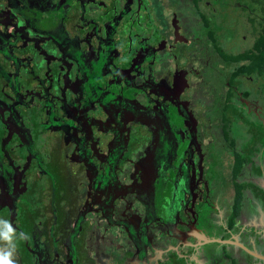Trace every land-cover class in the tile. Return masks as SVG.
Masks as SVG:
<instances>
[{
    "label": "flooded vegetation",
    "instance_id": "1",
    "mask_svg": "<svg viewBox=\"0 0 264 264\" xmlns=\"http://www.w3.org/2000/svg\"><path fill=\"white\" fill-rule=\"evenodd\" d=\"M200 2L0 0V221L14 229L16 264L264 262L263 252L234 243L257 251L262 240L236 229L242 209L228 223L234 150L245 155L238 145L248 137L238 136H249L229 114L230 100L242 97L260 125L264 105L237 90L239 78L254 74L233 77L242 64L217 50L248 48L208 38L213 16ZM190 8L200 23L192 34L182 21ZM261 12L258 35L264 5ZM214 58L234 65L223 105L212 110L218 98L205 100V125L195 107L198 91L219 96ZM215 141L226 146L213 154L232 163L233 193L221 192L226 219L208 196L226 171L201 159ZM249 199L260 214L264 201ZM12 245L0 240V249Z\"/></svg>",
    "mask_w": 264,
    "mask_h": 264
},
{
    "label": "rangeland",
    "instance_id": "2",
    "mask_svg": "<svg viewBox=\"0 0 264 264\" xmlns=\"http://www.w3.org/2000/svg\"><path fill=\"white\" fill-rule=\"evenodd\" d=\"M260 1L261 2L259 3L261 6H259V4H257V1L255 2V0H202L200 4L208 16H213L212 24L217 40L225 47H228L230 51H240L249 48L253 44V41L259 32L257 28H261L260 23L256 21L258 17L259 19L262 18L261 10L262 6L264 5V0ZM193 14L194 13L192 9L190 8L189 17L188 14L184 12V16L182 18L186 29L189 30L188 34L194 33V29H199L200 27L199 20H195ZM196 16H198V14H196ZM214 62L218 67L216 69L217 72H213L212 76L214 77L217 73H219V75L216 78V82L214 80L213 83L214 87H217L219 96L213 95V92L208 93L207 91H205L202 94L200 93V91H198L200 99L197 100V104L195 107L198 115L202 116V120L205 122V125L211 122L208 117H206V115H203L205 114V111L209 109V105L205 102V100L208 102L209 99L214 100L218 98L216 101L214 100L215 103L213 102L212 110H214V107L216 105L218 107H221L223 105L222 91L225 89V87L222 84H225V81H227L230 70H232V67L234 65L223 63L222 66V60L218 58H214ZM203 80L200 81V84H202ZM221 85L222 89H219L218 86ZM236 85L237 90L241 92V94H239L240 96H242L243 93L246 99L247 95L249 94L250 97H254L255 102L258 105H264V76H243L236 81ZM193 96L194 94L192 93L191 97ZM236 98L242 97L231 98V104L228 112L233 116H237L236 121L244 126L245 132H249L248 136L247 134H244L243 130L242 134L238 136L239 143H241L243 139H247L248 137L247 141L244 142L242 146L238 145V148L241 149L251 160V169L250 167H246V172L247 174H252L251 176L247 175V177L243 180V182L247 184L246 195L251 197L253 200L259 199L264 201V125H260L259 123L254 122L252 120L253 112L249 111L247 106H241L239 100H237ZM210 105L212 106V104ZM212 110L210 111L214 113V111ZM214 120H218V117L215 116ZM215 130L217 131V133H219V129H213V131ZM209 131L213 134L212 127L209 129ZM221 134L222 133L216 134V139L220 137L223 138L224 136H221ZM229 134L231 135V137L233 136L232 131L229 132ZM242 135L245 136L243 137ZM220 143H222V140ZM220 143L218 144L217 141L213 142V144L210 146L212 148V151L210 153L206 152L205 155L201 157V159L204 164L209 163L210 165H213L216 170L223 169L224 172L226 171V174H223V177L216 183H214L213 188L208 191L210 204H214L215 207L218 208L221 216H223V219H226V213L228 215V211L230 208L229 201H227L226 199V190H228V193H233L231 177L227 176L230 175V170L228 168H232V163H229L228 161H225L223 158H221L219 153L213 154L214 151H218L226 146L225 144L222 145ZM227 149L229 148L226 147L224 150ZM227 153L228 155H230L231 151L229 150L227 151ZM223 191H226L224 193V196H222L221 194V192ZM249 197L244 198L242 206V212L249 218H246L244 214L240 215L238 219L239 222L236 225V229L240 226V228H244V231H247L249 235H252L253 233L256 235V232H258V230H256V227L253 224L259 223L258 218L260 214L258 212L254 213L253 210L255 209ZM259 209L260 213H262V223H264V205L263 207H259ZM253 216L255 217V219H253ZM257 248L260 249V245L257 246ZM240 250L241 252L234 249V252H238L239 256H245V251H243L242 249ZM236 258L238 259V257Z\"/></svg>",
    "mask_w": 264,
    "mask_h": 264
},
{
    "label": "trees",
    "instance_id": "3",
    "mask_svg": "<svg viewBox=\"0 0 264 264\" xmlns=\"http://www.w3.org/2000/svg\"><path fill=\"white\" fill-rule=\"evenodd\" d=\"M204 20H206V26L210 28L209 23L211 19L204 18ZM208 38L215 40L214 29L211 28L208 30ZM217 50L220 56L224 57L226 60L229 59L230 61H237L242 64L237 68L236 73L233 75V77L240 73L260 76L264 75V28L262 32H260L259 35L255 38L253 45L245 51L232 54L227 52L223 48L217 47ZM226 126L229 133L231 130V126L230 124H226ZM240 126L241 128H244L243 125ZM231 142L233 143V145H235V138H233ZM234 156L236 160L232 168V178L234 180L233 183L236 190V195L232 205V211L229 216V228H233L236 225L238 215L243 206L244 198L247 197V184L242 182L240 178L247 175L246 167L248 162L245 155L239 150H234Z\"/></svg>",
    "mask_w": 264,
    "mask_h": 264
},
{
    "label": "clouds",
    "instance_id": "4",
    "mask_svg": "<svg viewBox=\"0 0 264 264\" xmlns=\"http://www.w3.org/2000/svg\"><path fill=\"white\" fill-rule=\"evenodd\" d=\"M0 225H3V228H0V240L7 242L9 245H12L14 229L7 221H0ZM22 238L23 233H21V239ZM13 252L14 245H12V250L0 249V264H16L15 260L12 258Z\"/></svg>",
    "mask_w": 264,
    "mask_h": 264
},
{
    "label": "crops",
    "instance_id": "5",
    "mask_svg": "<svg viewBox=\"0 0 264 264\" xmlns=\"http://www.w3.org/2000/svg\"><path fill=\"white\" fill-rule=\"evenodd\" d=\"M260 216H261V218H260ZM253 219H255V217ZM258 220H259V223H254L253 225L256 227V230H258V232H256V233L261 235L262 240L257 241V243H254V245L256 246V247L255 246L254 247L256 248V250L258 252H263V254H264V223H262V221H263L262 220V213H260ZM243 230H244V228H241V231H243ZM259 245H260V249L257 248V246H259ZM253 264H264V262L260 263L259 261H255V262H253Z\"/></svg>",
    "mask_w": 264,
    "mask_h": 264
},
{
    "label": "water",
    "instance_id": "6",
    "mask_svg": "<svg viewBox=\"0 0 264 264\" xmlns=\"http://www.w3.org/2000/svg\"><path fill=\"white\" fill-rule=\"evenodd\" d=\"M209 240V239H208ZM219 241L221 242H226V240L223 239H219ZM234 242V241H233ZM234 243H236L237 245L241 246L242 248H244L246 251L250 252L251 254H253L254 256L260 257L261 254L255 250L250 249L249 247H247L245 244L241 243L240 241H235Z\"/></svg>",
    "mask_w": 264,
    "mask_h": 264
}]
</instances>
